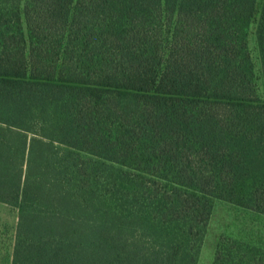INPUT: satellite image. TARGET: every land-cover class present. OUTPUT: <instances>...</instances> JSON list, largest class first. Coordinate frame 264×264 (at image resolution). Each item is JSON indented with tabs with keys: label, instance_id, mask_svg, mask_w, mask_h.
Instances as JSON below:
<instances>
[{
	"label": "trees",
	"instance_id": "1",
	"mask_svg": "<svg viewBox=\"0 0 264 264\" xmlns=\"http://www.w3.org/2000/svg\"><path fill=\"white\" fill-rule=\"evenodd\" d=\"M218 200L264 216V0H0L5 264H196Z\"/></svg>",
	"mask_w": 264,
	"mask_h": 264
},
{
	"label": "rangeland",
	"instance_id": "2",
	"mask_svg": "<svg viewBox=\"0 0 264 264\" xmlns=\"http://www.w3.org/2000/svg\"><path fill=\"white\" fill-rule=\"evenodd\" d=\"M249 48L255 55V42L250 32ZM13 212L0 206V264H5L10 245ZM196 264H214L216 251L234 247L244 255H256L257 264H264V216L231 203L217 201L203 238ZM224 264V263H221ZM244 264H251L245 260Z\"/></svg>",
	"mask_w": 264,
	"mask_h": 264
}]
</instances>
